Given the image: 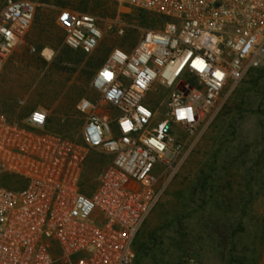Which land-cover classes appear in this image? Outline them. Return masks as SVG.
Wrapping results in <instances>:
<instances>
[{"label": "built area", "instance_id": "1", "mask_svg": "<svg viewBox=\"0 0 264 264\" xmlns=\"http://www.w3.org/2000/svg\"><path fill=\"white\" fill-rule=\"evenodd\" d=\"M111 1L162 22L111 48L90 80L97 99L76 103L72 138L46 128L44 109L0 110V264H133L138 232L206 120L264 66V0ZM37 6L4 1L0 71ZM56 23L73 49L91 52L102 37L91 13L59 7Z\"/></svg>", "mask_w": 264, "mask_h": 264}, {"label": "rangeland", "instance_id": "2", "mask_svg": "<svg viewBox=\"0 0 264 264\" xmlns=\"http://www.w3.org/2000/svg\"><path fill=\"white\" fill-rule=\"evenodd\" d=\"M4 1L0 0V9ZM33 1L38 4L33 20L0 71V110L20 116L41 108L51 118L70 117L81 123L83 116L76 111V103L81 98L97 99L89 83L88 73L93 70L89 60L104 57L115 46L132 48L145 27L141 16L147 15V22L155 19L145 10L120 6L111 0H88L86 11L97 18L102 37L97 47L82 58L75 52H66L64 32L56 23V15L59 7L78 11L84 4L80 5L79 0ZM257 74H248L206 120L193 149L162 195L164 205H156L137 234L139 249L133 264H188L184 263L181 241L192 229L194 235L199 231L205 238L201 241L205 247L200 264H232L228 258L233 245V264H257L264 255V162L258 161V153H264V75L257 79ZM227 91L228 88L224 94ZM239 144L247 149L245 157L236 163L242 166H229L228 176L222 179L218 175L226 174V170H215L214 200L202 202L197 196L191 203L181 199L180 193L177 198L170 196L171 190L194 180L198 160L204 159L205 153L214 150V163L223 167ZM253 164L259 167L248 173ZM251 175L254 180L248 187ZM186 208L192 209V215L186 216ZM232 229L237 231L231 241ZM211 234L221 237L220 247L209 243ZM52 264L74 262L57 256Z\"/></svg>", "mask_w": 264, "mask_h": 264}, {"label": "trees", "instance_id": "3", "mask_svg": "<svg viewBox=\"0 0 264 264\" xmlns=\"http://www.w3.org/2000/svg\"><path fill=\"white\" fill-rule=\"evenodd\" d=\"M39 1L45 2V1H50V0H39ZM57 1L60 2L61 0H57ZM79 2H80V5L81 4H84V5H83V7H79L78 11L79 12L89 13V12L86 11V5H87L88 0H79ZM62 7H64V6H62ZM146 12L151 13L149 11H146ZM151 14L154 17V18H151V19H155L154 21L152 20V21L147 22L148 21L147 20L148 16L147 15L146 16L145 15L141 16V19L143 20L145 27H154V26H156L157 23L162 22V19L160 17H158L157 15H155L153 13H151ZM66 46H67V51H66L67 53L68 52H70V53L71 52H75L77 54H80L82 58L86 54V52L81 50V49H73V48L69 47L67 44H66ZM120 47H122V46H120ZM122 48H124V47H122ZM108 53L104 57H101V58H99L97 60H95L94 57H92L89 60V66L91 68H93V70L89 71V73H88V78H90L89 80H91L92 76L94 75V73L96 72L98 67L104 62V60L106 59ZM256 71L258 72L257 79H260L264 75V66L260 67V68H257V69H252V70L249 71L248 74L256 72ZM89 83H90V81H89ZM26 115L27 114H21L19 116V119H22ZM82 122L78 123L75 120L71 119L70 117L69 118L67 117L65 119H58V118L54 119V118H51V117L48 116L46 128L48 130L54 132V133H58V134L64 136V137L72 138L73 135L78 132L79 128L82 125ZM212 143H213V146H214V141ZM236 148H237L236 152L233 153L230 156L229 162L225 163V165L223 167H218L214 163V150H213V152L211 154L207 155L205 153L203 155L204 159H199L198 160V164L199 165L197 167V171H196L194 180L191 181L190 183H188V185L182 187L181 189L177 188V189L171 190L169 192L170 196L172 198H174V197L177 198V195H179V193H180V195L182 196L181 199L184 198V199L188 200L189 202L191 201V203L194 202V200L196 199L197 196H198L199 199H202V202L206 201L207 199L214 200V182H217V180H214L215 170L217 171V168H219L220 170L218 169L219 170L218 172H220V173L222 171L226 170V174L222 172L221 173L222 176H221V174L218 175V179H222L223 175H225V176L227 175L228 176V174H229L228 167L229 166H232L234 164H235L234 166L238 165V164H236L237 160H239V158H244L245 157V154L247 152V149H245V146H243L242 144H239L238 146H236ZM263 154L264 153L262 151L258 153V161H259L260 164H263V162H264V160L262 158ZM261 159L263 161H261ZM243 160H245V159H243ZM241 166L242 165H238L237 167L241 168ZM255 167H259V165L253 164L251 169L249 168V170H247L248 173H250V171L252 172V170H254ZM216 174H217V172H216ZM252 179L254 180V178H252V175H251L248 178V180H247V186L251 184V182L253 181ZM224 183H226V182H224ZM186 189H188V190L184 194V191H186ZM180 191H183V192H180ZM164 198L162 197L160 199V201L158 202V204L164 202ZM161 205L163 206L164 204L162 203ZM185 210H186V216L192 215V213H191L192 209L186 208ZM209 225H205V226L209 227ZM228 227H229V225L226 226V228H228ZM226 228H225V230H226ZM202 229H204V228L202 227ZM236 231H237L236 229H232L231 230V234H230L231 241L234 240L235 235H236L235 234ZM193 232H194V229L188 231V233L185 235L186 238H184L181 241V243H182L181 245L183 246L182 253H183V257H184L183 258L184 259V263H186L187 259L190 258V257H193L197 262H201V259H202V256H203V252L201 250L205 246H203L201 241L204 240L205 238L202 236L201 232L199 233V231H198L196 233V235H194ZM219 237L216 236L214 238L212 236V234H211L210 237L207 238V239L209 240V243H211V245H215L216 244L217 247H220L221 246V240H219ZM136 239L137 238H135V241H134V249H135V252H136V255H137V252H138V249H139V245H138V242H137ZM233 246H232V249H229L230 250V254H229V258H228V263H232V264L236 263V260L234 259L233 255H232ZM135 259H136V257H135ZM240 264H244V263L240 262ZM257 264H258V262H257Z\"/></svg>", "mask_w": 264, "mask_h": 264}, {"label": "clouds", "instance_id": "4", "mask_svg": "<svg viewBox=\"0 0 264 264\" xmlns=\"http://www.w3.org/2000/svg\"><path fill=\"white\" fill-rule=\"evenodd\" d=\"M180 115H181V116H183V115H184V113L182 112ZM189 119H191V116H190V115H189Z\"/></svg>", "mask_w": 264, "mask_h": 264}, {"label": "crops", "instance_id": "5", "mask_svg": "<svg viewBox=\"0 0 264 264\" xmlns=\"http://www.w3.org/2000/svg\"><path fill=\"white\" fill-rule=\"evenodd\" d=\"M197 231H198V230H197ZM197 231H196V232H197ZM194 232H195V231H194ZM194 232H193V233H194Z\"/></svg>", "mask_w": 264, "mask_h": 264}, {"label": "bare ground", "instance_id": "6", "mask_svg": "<svg viewBox=\"0 0 264 264\" xmlns=\"http://www.w3.org/2000/svg\"><path fill=\"white\" fill-rule=\"evenodd\" d=\"M50 54V53H49ZM48 55V54H47ZM49 56V55H48Z\"/></svg>", "mask_w": 264, "mask_h": 264}]
</instances>
